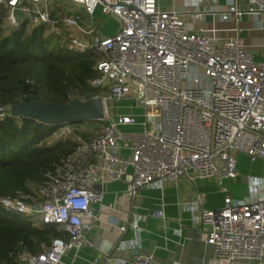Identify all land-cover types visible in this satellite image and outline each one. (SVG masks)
I'll return each instance as SVG.
<instances>
[{
    "label": "built area",
    "instance_id": "2783aa9c",
    "mask_svg": "<svg viewBox=\"0 0 264 264\" xmlns=\"http://www.w3.org/2000/svg\"><path fill=\"white\" fill-rule=\"evenodd\" d=\"M66 1L82 6L90 17L97 9L113 16L118 30L101 36L74 15L53 17V0H0L5 34L25 22L29 27L46 25L48 33L60 36L63 46L78 52L92 49L100 56L95 66L99 76L89 83L99 90L94 97L103 104V116L97 120L103 122L101 132L85 139L75 135L73 124L64 123L53 137H72L76 144L56 173L47 174L50 183L39 187L30 201L22 193L0 196L6 210L28 216L34 225H55L62 234L41 252L24 251L20 264H75L65 263L63 257L90 244L87 235L98 219L92 203L103 197L95 185L124 181L133 199L143 188L162 187L180 176L190 181L214 176L225 193L218 209L202 207V193L192 203L200 210L206 242L217 256L229 263L261 264L264 176L248 177L251 193L242 199L230 195L226 182L239 175V153L264 161V60L253 58L239 34L221 40L204 26L192 31L180 11L163 10L157 0ZM210 9L220 10L215 5ZM243 14L232 0L221 17L239 21ZM193 16L199 20L203 15ZM64 28L90 35L91 40ZM125 99L131 109L138 106L141 112L115 114L114 105ZM11 109L12 105H1L0 119L12 115ZM124 126L141 130L125 131ZM122 149L130 155L123 156ZM158 213L164 216L163 211ZM133 227L135 236L121 240L120 249L140 247L138 224ZM153 260V254L137 253L131 260L108 256L103 264H153Z\"/></svg>",
    "mask_w": 264,
    "mask_h": 264
},
{
    "label": "crops",
    "instance_id": "0c3cea01",
    "mask_svg": "<svg viewBox=\"0 0 264 264\" xmlns=\"http://www.w3.org/2000/svg\"><path fill=\"white\" fill-rule=\"evenodd\" d=\"M52 16L70 14L78 17L84 26H92L101 36L112 35L119 28V22L113 16L103 14L97 9L90 17L82 6H75L66 0H53ZM163 10L180 11L192 31L200 26L211 29L210 35L225 40L239 34L253 54L256 61L264 60V0L252 4L249 0H236V5L244 11L239 21L224 20L223 9H227L232 0H214L211 3L197 5V0H157ZM215 5L220 10L210 8ZM190 10V11H189ZM195 12H202V18L194 19ZM252 12V13H251ZM64 31L77 35L89 42L90 35L77 31ZM125 99L116 103L115 114ZM119 107V108H118ZM133 113V112H124ZM138 114V113H137ZM125 131H139V126H124ZM123 156H129V150L122 149ZM237 178L227 181L230 195L242 199L250 196L249 176H264V161H252L246 154L237 155ZM103 197L92 203L97 220L88 233L90 244L79 250H70L64 257L65 263L103 264L108 256L127 257L129 260L137 253L153 254V264H250L246 260L229 263L219 258L212 246L206 242L207 226L201 219L200 210L192 206L197 194L205 196L202 207L218 209L224 205L225 193L221 190L216 177H200L190 181L180 176L173 181H166L162 187L141 189L135 198L126 193L124 181H110L99 188ZM163 211L164 216L158 212ZM137 223L141 236L138 250L120 249V241L135 236L133 223ZM121 226H126L125 230ZM126 264H131L127 262ZM261 264H264V260Z\"/></svg>",
    "mask_w": 264,
    "mask_h": 264
},
{
    "label": "trees",
    "instance_id": "16d2710c",
    "mask_svg": "<svg viewBox=\"0 0 264 264\" xmlns=\"http://www.w3.org/2000/svg\"><path fill=\"white\" fill-rule=\"evenodd\" d=\"M4 13L0 6V106L32 99L68 103L98 95L89 83L99 76L95 66L100 56L94 50L78 52L63 46L46 25L29 27L25 22L5 34ZM91 121L95 120L71 124ZM62 125L17 115L0 119V196L22 193L30 201L39 187L50 183L48 175L56 173L76 144L72 137L49 141ZM74 133L85 139L91 136ZM61 235L55 225H34L28 216L0 205V264H20L24 251L41 252Z\"/></svg>",
    "mask_w": 264,
    "mask_h": 264
},
{
    "label": "water",
    "instance_id": "95a60500",
    "mask_svg": "<svg viewBox=\"0 0 264 264\" xmlns=\"http://www.w3.org/2000/svg\"><path fill=\"white\" fill-rule=\"evenodd\" d=\"M112 110V108H110ZM12 115L40 119L50 124H64L80 120H98L103 116V104L99 97L87 100L73 98L68 103L43 102L32 99L13 105ZM99 189L100 185H95ZM38 209V206H36Z\"/></svg>",
    "mask_w": 264,
    "mask_h": 264
},
{
    "label": "rangeland",
    "instance_id": "374dc122",
    "mask_svg": "<svg viewBox=\"0 0 264 264\" xmlns=\"http://www.w3.org/2000/svg\"><path fill=\"white\" fill-rule=\"evenodd\" d=\"M123 103H124L123 106L120 107L121 113L128 112V111L133 112V113L141 112V109L138 106L135 107V109H131V104L129 102H123ZM72 127L75 129V131H80L82 133H86L89 135H95L101 132V129L103 127V122L95 120L91 122L73 124ZM56 139H57L56 137L52 136L49 141L53 142Z\"/></svg>",
    "mask_w": 264,
    "mask_h": 264
}]
</instances>
